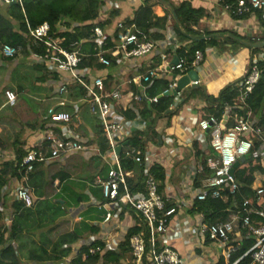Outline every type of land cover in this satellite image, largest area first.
Wrapping results in <instances>:
<instances>
[{
    "label": "crops",
    "instance_id": "0c3cea01",
    "mask_svg": "<svg viewBox=\"0 0 264 264\" xmlns=\"http://www.w3.org/2000/svg\"><path fill=\"white\" fill-rule=\"evenodd\" d=\"M123 1L120 4V15L113 22L128 17L132 18L135 10L144 0ZM192 4L196 8L203 7L209 12V16L202 21V25L209 30L233 31L248 38L260 37L264 34V26L257 13L260 11L235 17L225 11L220 0H192ZM0 10L3 15H6V5L1 0ZM154 11L157 16H164L167 6L157 4ZM262 12L263 19L264 10ZM108 14L107 9L102 10L100 20L107 19ZM11 20L16 23L12 18ZM114 25L107 26L104 29L106 35H113ZM172 25V23H169L168 29L165 30L166 38L157 40L158 45L155 51L145 57L121 65L114 72V79L117 78L124 83H128L132 78H137L135 83L142 91L143 82L141 83L140 77L145 75L148 69L161 65V54H166L169 58L175 56L170 37L175 38L178 42L179 40L174 34ZM203 29L205 28L201 30ZM224 37L219 40L218 45H225L226 48L222 49L220 46L207 48L204 52V61L199 69L200 85L198 87L205 88L208 93L214 96H218L225 86H236L248 71L251 57H259L260 60H264V51L252 54L250 50V58L247 60L245 48L242 46L244 44L241 42L239 44L224 43ZM21 47L22 50L16 57L3 54L2 49L0 51V68L4 67V70L0 69V149L5 154H14L17 157L22 151L28 152L31 149L40 147L44 143L49 128L64 136H70L73 139L78 138L83 143L87 144L88 142L90 147H99L97 125H101V123L94 118L95 116L90 113L88 107L79 101L83 96L76 98L71 96L69 92L66 95L67 106H59L60 98L57 94V88L63 80L70 79L69 74L66 73L61 76L56 71V63L53 60H46L44 56L39 57L37 52L32 49L31 44L27 46L29 51L25 50L24 46ZM39 64L45 65V67L42 68ZM101 74L106 75L105 73ZM162 77L168 78L169 74L163 70L158 78ZM29 81H32V85L29 84ZM7 89L16 91L18 95L16 106L7 104L5 94ZM27 96L31 99H38L42 103L39 109L35 110L30 102H27ZM122 105L124 107L133 106L134 102L130 103L124 100ZM207 105L208 102L202 97L193 98L182 103L178 109L172 110L176 113L171 118L165 115L156 123V130L160 135L159 141H149L147 144V148L153 150V165L158 166L160 171L164 172V179L160 178L156 172H154V175L159 182L161 194L167 200L166 209L173 210L170 216L169 228L166 233L160 236L159 244L177 250L184 257V264H229L231 256L234 254H231L230 257L226 256L224 248L220 246L218 241L210 236L204 238L198 233L199 226L205 219L204 213L196 209L197 202H200L196 198V188L200 184L198 180L196 183L191 184L188 178L192 163L194 160H198L194 143L200 140L203 149H206V139L209 134L202 132L198 128L197 122L198 109L207 107ZM236 105L237 103L234 104V112L229 117L232 125ZM212 106L216 108L215 104H212ZM50 108H58V111H78L82 121L81 123L66 124L55 121L53 118L50 120L48 115ZM249 112L253 120L262 123L264 108L259 113H255L251 109L247 111V113ZM120 114L121 111L119 115L117 114L118 117H123ZM77 156L82 158L81 163L83 165L79 166L80 170L76 169L79 168L76 164H73ZM111 161L110 157H102L93 150H86L75 151L60 158L39 163L40 166L36 170L33 182L39 183V186L42 185L44 193H48V177H56L55 180L58 181L51 184V188H56V190L49 191L52 194L51 201L57 196H62L70 204L66 215L62 217L65 219L61 222L59 221L62 218L57 221L58 224L54 232L55 237L58 238L60 235L72 231L81 222H86L98 228L96 233L86 232L83 238L72 245V251L65 258V264H72V260L78 256L80 250L83 247L89 248L91 245H100L103 248V254L108 250L120 251V245L130 229L139 224L142 225L133 210L126 208L121 210L112 209L110 202L105 199L104 195L102 197L101 188L95 185L98 177H107ZM54 163H62L66 167L68 165L70 171L60 170L50 174L49 167ZM255 175L256 186L264 183V174L256 172ZM132 178H137V172L134 170ZM30 181L31 179L29 180V186ZM30 188L35 198H38L39 201L43 200V198L37 196L39 187L30 186ZM77 198H82L79 204ZM109 210L112 211L113 216L106 221L105 215ZM7 213L10 215V209L7 210ZM64 224L67 227L63 229ZM58 226L60 231H58ZM238 239L240 240V238L234 239V242ZM125 256L122 263L134 264L132 251ZM85 258L86 256L83 254L82 260H85ZM99 264H102V261Z\"/></svg>",
    "mask_w": 264,
    "mask_h": 264
},
{
    "label": "built area",
    "instance_id": "2783aa9c",
    "mask_svg": "<svg viewBox=\"0 0 264 264\" xmlns=\"http://www.w3.org/2000/svg\"><path fill=\"white\" fill-rule=\"evenodd\" d=\"M1 1L7 5L14 0ZM17 2L23 4L22 0H17ZM224 9L232 16L250 15L255 13L256 10H264V0H239L235 4H226ZM170 23H172V20ZM57 26L61 32L72 29L68 28L63 22H60ZM27 28L34 43L43 44L46 47L44 58L53 60L56 63V71L61 76L66 73L69 74L70 79L63 80L57 88V94L60 98L59 106L63 107L68 104L66 95L70 92L69 85L74 84L83 87L85 95L79 101L86 105L90 113L99 119L109 147L105 153H102L98 146L90 147L88 142L87 144L83 143L78 138L73 139L70 136H64L49 128L44 143L38 148L29 150L19 162V172L22 176L11 189L12 197L22 202L26 208L33 207V193L29 186V180L36 163L57 159L75 151L93 150L99 156H107L112 159L107 177H98L95 185L102 189V193L112 205V209L121 210L126 208L133 210L139 217L143 227H145V230L142 229L130 238L134 264H184L185 259L177 250L168 246H161L158 241V237L166 233L169 228L170 216L173 210L166 209L167 200L161 194L159 182L152 172L154 166L153 150L147 148L144 154H140L137 149L129 148L125 152L127 158L133 159L143 169L144 187L143 190L136 192L132 190L129 183L133 170L124 168L120 154L116 151V148L127 141L135 131L147 130V124L142 117H136L133 120L118 117L124 107L122 102L124 100L130 103L133 100L140 102L142 97L146 95V86L143 85L142 94L135 97L128 94L124 95L121 87H126V84H136L137 78H132L128 83H124L117 78L115 80L114 77L112 81H107V75L93 73L92 71H86L83 74L79 71V65L84 57V53L80 49L82 41L74 42L70 45V49L63 45L65 42L64 37H54L51 34V26L47 22L33 27L27 21ZM133 28L124 20L116 21L113 35H111L112 42L115 44L112 48L107 45L105 40L108 36L105 30L101 27H95L92 37L96 38V57L100 64L110 66L111 59L109 55L116 56L120 65H123L134 59L145 57L156 50L158 45L156 40L142 39ZM170 42L174 50L179 46V42L173 37H170ZM21 48V46L5 44L2 53L10 57H16L21 52ZM174 57L169 58L166 54H161V65L148 69L145 75L140 77L142 83L143 80L147 81L150 78L160 77L163 70L169 76H172L168 88L161 93V95L174 96L170 106L171 110L178 109L184 102L183 91L185 89L200 85L199 78L191 80L185 89L179 90L178 79L189 74L191 70H196L199 73L205 58L204 52L201 50L195 52L192 62H188L184 57L177 56L179 61L174 64L172 62ZM259 61V57L253 58L250 71H247L235 86L240 94V100L237 102L236 111L233 115L234 123L228 131H223L222 120L214 114L201 118L197 122L198 128L202 132L209 133V147L215 153V156L208 160L210 173L204 175L200 180L199 176L203 173L200 161L194 160L189 169L188 178L190 183L194 184L197 180L200 181V186L196 188V198L199 201H205L209 197L226 200L228 195H234L239 189V183L235 174L231 173L232 167L241 156H246L253 147V140L247 138V135L255 134L264 144V124L253 120L250 112L246 115L242 113L247 100L264 74L259 66ZM174 75L176 78H174ZM173 89L176 90V95L172 94ZM5 94L7 104L16 106L18 101L16 91L7 89ZM161 95L148 98L149 102L157 103ZM129 107L131 106H125L123 110ZM49 113L55 121L60 123H81L82 121L78 111H57L56 108H50ZM45 143L48 144L46 147H44ZM124 148L125 146L122 152ZM16 158V155L5 154L0 149V159L15 160ZM106 160L108 161L107 158ZM252 189L255 192L254 197L245 198L241 205L237 206V210L233 211L230 220L212 224L203 221L198 229V233L202 237L210 236L218 241L220 246L224 248V254L229 257L239 249L238 246L231 245L234 239L240 238L238 240L242 242L248 239L254 240L245 253L235 261L229 262V264H239L245 257L252 259L250 264H264V183L256 186L254 182ZM112 216V211L109 210L105 215V220H110ZM238 220L240 229L236 230L234 222ZM10 222L11 219L7 217L6 223L9 224ZM102 252L103 248L100 245H91L85 256L88 254L97 255ZM145 261L147 262L145 263Z\"/></svg>",
    "mask_w": 264,
    "mask_h": 264
},
{
    "label": "trees",
    "instance_id": "16d2710c",
    "mask_svg": "<svg viewBox=\"0 0 264 264\" xmlns=\"http://www.w3.org/2000/svg\"><path fill=\"white\" fill-rule=\"evenodd\" d=\"M23 4H5L6 15L0 10V51L5 44L12 46H24L27 49L28 44L37 52L39 57H43L46 52V47L43 44H35L33 39L29 36L27 28V21L33 27H36L45 22L51 26V34L56 37H64V46L70 48L74 42L84 41L81 46L82 53H84L83 61L79 65V71L84 74L86 71L93 73H105L107 81L113 80L114 72L120 68L119 60L116 56L109 55L111 59L110 66H104L98 62L96 57L97 42L96 38L92 37L94 29L100 26L106 29L107 26L115 24V18L120 15V4L124 1L119 0H22ZM239 0H220L224 7L226 4H235ZM157 4L167 6V11L164 16H157L154 7ZM107 9L109 14L105 20H100V13ZM174 12L176 18L174 17ZM260 20L264 26V18L262 19L263 10H256ZM255 11V12H256ZM248 15V14H245ZM209 16V12L203 8H196L192 4V0H183L175 2L173 0H144L143 3L135 10L132 18L128 17L124 21L134 27L138 35L144 40H163L166 38L165 30L168 29V24L172 20L174 34L179 40V46L173 51L175 56L184 57L188 62H192L195 57V52L201 50L206 52L207 48L213 46H220L226 48L225 45H218L219 40L224 37V43H238L240 41L228 36L232 33L240 39L248 41L264 40V34L260 37L248 38L234 33L233 31L209 30L207 28L201 30L202 21ZM243 16V15H242ZM238 17V16H235ZM11 18L16 21L14 23ZM63 22L66 26L72 28L61 32L57 26ZM197 37H204L200 40H194L189 35ZM220 35V36H218ZM109 47H114L111 36L105 39ZM187 42V43H186ZM191 43V44H188ZM192 45V46H187ZM247 47L252 54H258L263 49H253ZM71 49V48H70ZM1 57V54H0ZM253 57L250 58L249 68L252 67ZM42 68L45 65H40ZM259 66L264 72V60L259 61ZM156 67V66H155ZM141 72V71H140ZM132 77H134L132 75ZM172 81V76L168 78H153L147 81L143 80V85L146 86V95L142 97L140 102L133 100L134 105L121 110V114L127 120H133L136 117H142L147 124V130L135 131L133 135L127 140L128 145L125 147L135 148L140 154H144L147 149L149 141L158 142L160 135L156 130V123L158 118L165 115L172 116L176 111H172L170 106L174 100V96L165 94L161 95ZM70 95L76 98L85 95V90L79 85H69ZM124 95L128 94L131 97L142 94L141 89L136 84L132 83L129 87H121ZM184 102L193 98L202 97L208 102L207 107L198 109V120L205 118L210 114H214L223 122V131L226 132L232 126L230 115L234 112L233 106L240 100V94L237 87L233 85L225 86L218 96H214L207 92L203 87L195 89H185ZM161 95L157 103H150L148 98ZM183 102V103H184ZM216 105V108L212 106ZM264 108V74L256 85L253 93L246 102V106L242 111L247 114L249 109L255 113H259ZM58 108H56L57 110ZM171 110V111H170ZM58 111V110H57ZM50 120L52 116L48 112ZM94 116V115H93ZM99 120L96 116L94 117ZM264 124V117L262 118ZM98 144L102 153L108 149L107 139L104 135L102 125H97ZM209 134V133H208ZM247 138L253 140V147L251 151L245 156L246 159L239 165L235 171V177L239 183V189L234 195H228L227 199L209 197L205 201L197 202L196 209L202 211L205 215L204 222L207 224L223 222L230 220L233 211L237 210V206L241 205L245 198H253L255 195L252 185L256 179V172L264 174V144L255 135L249 134ZM96 140V139H95ZM206 149H203L202 141L198 140L194 143L195 154L202 164L203 173L199 176V180L210 173L208 168V160L215 156L214 151L209 147L210 135H207ZM89 144V143H88ZM48 144L45 143L44 147ZM124 151L120 154L122 165L127 170H134L137 172V178H129V183L133 191H141L144 187L143 169L133 160L127 158ZM26 151L18 154L15 160L0 159V264H65V258L68 257L72 251V245L84 237L86 232L96 233L98 228L94 225H89L86 222H81L72 231L66 232L55 237L57 221L64 217L70 207L68 201L63 203L57 200H45L46 193L42 189V185L34 183L33 178L36 170L40 166L36 163L34 171L30 174V186L39 187L37 196L43 198L39 201L33 195L34 206L26 208L20 201L15 200L11 195V189L16 185L17 181L21 179L22 174L19 172V162L26 154ZM152 172L164 179V172L160 171L158 166L152 167ZM155 174V173H154ZM56 177L53 178L55 180ZM200 184V181L198 182ZM227 194V193H226ZM101 195L103 197L102 189ZM82 198H77L78 204ZM56 202L61 203V205ZM170 207V206H168ZM10 209V215L7 210ZM10 217H9V216ZM9 217L11 222L6 223V218ZM236 230L240 229L239 220L234 222ZM143 229L141 224L130 229L126 235L125 240L120 245V251L108 250L104 254L87 255L85 260H82L83 254L88 253V248L83 247L78 256L72 260V264H124L126 254L130 251V238L139 233ZM32 238L33 245L28 252L27 257L23 258L20 251V246L25 245L21 240L23 236ZM98 242V241H96ZM95 242V243H96ZM253 239L245 241H235L231 245L238 246L239 249L231 256V262L238 259L245 253L253 244ZM98 244V243H97ZM147 261H145L146 263ZM252 259L245 257L239 264H250Z\"/></svg>",
    "mask_w": 264,
    "mask_h": 264
},
{
    "label": "rangeland",
    "instance_id": "374dc122",
    "mask_svg": "<svg viewBox=\"0 0 264 264\" xmlns=\"http://www.w3.org/2000/svg\"><path fill=\"white\" fill-rule=\"evenodd\" d=\"M201 24H203V23H201ZM200 28L202 29V28H206L204 25H201L200 26ZM259 41V40H258ZM245 48V54H246V59L247 60H249V58H250V56H249V49L247 48V47H244ZM262 50V49H261ZM263 51H264V49H263ZM0 69H2V70H4V67L3 68H0ZM28 75H30V74H28ZM31 82L32 81H29V84L30 85H32L31 84ZM26 100H27V102H30V105L35 109V110H37V109H39V107L41 106V102L38 100V99H31L29 96H27L26 97ZM88 113V112H87ZM172 116H169V118H171ZM87 118H89V117H87ZM162 118V117H161ZM161 118H158V120H157V122L161 119ZM97 121V120H96ZM126 149L128 148V147H125ZM79 155H80V152L78 153ZM82 162V158H79L78 156L76 157V161L73 163V164H76L78 167L79 166H81V165H83V163H81ZM72 168V167H71ZM68 169H70L69 167H68V165H67V167L65 166V165H63L62 163H54V164H51L50 165V167H49V171H50V174H54V173H56V172H58V171H60V170H66V171H70V170H68ZM76 169H79L80 170V167L79 168H76ZM75 169V170H76ZM76 172V171H75ZM48 180H49V185H48V193H46V198H45V200L47 201V200H50L51 201V193L50 192H52L53 191V189L54 190H56V188H51L52 186H51V184H54V181H58V180H53V178H51V176H49L48 177ZM43 189V188H42ZM45 189V188H44ZM50 191V192H49ZM55 200H57V201H59V202H61V203H63L66 199H64V197H62V196H57L55 199H54V201ZM53 201V202H54ZM61 203H58V202H56V205L57 204H59V205H61ZM65 218H62L59 222H61V221H63ZM67 227V225H65L64 224V226H63V229L64 228H66ZM58 229H59V226L57 227ZM143 230H145V227H143ZM58 231H60V229L58 230ZM21 240H23L24 242H25V245H23L22 247L20 246V251H21V255L23 256V258H25V257H27V255H28V252H29V250L31 249V247H32V245H33V241H32V238L31 237H29V236H23V238L21 239ZM160 240V236L158 237V241Z\"/></svg>",
    "mask_w": 264,
    "mask_h": 264
},
{
    "label": "water",
    "instance_id": "95a60500",
    "mask_svg": "<svg viewBox=\"0 0 264 264\" xmlns=\"http://www.w3.org/2000/svg\"><path fill=\"white\" fill-rule=\"evenodd\" d=\"M17 3V0H14L11 2V4H15ZM174 17L176 18L174 12L172 11ZM177 19V18H176ZM192 39L194 40H200V39H203L204 37H197V36H194V35H189ZM228 36H230L231 38H234L238 41H240L242 44L246 45V46H249L253 49H264V40H259V41H248V40H244V39H240L239 37H236L235 35L229 33ZM179 61L178 57L175 56L174 59H173V63L174 64H177ZM174 78H176V76L174 75ZM199 79V73L198 71L196 70H191L189 72V74H186V75H183L182 77H180L178 79V89L179 90H183L185 89L189 84H190V81L191 80H197ZM198 86L197 85H194V86H191L190 89H195L197 88ZM173 95H176V90L173 89V92H172ZM171 111V110H170ZM128 145V141H125L122 145H119L117 148H116V151L118 154H121L122 150H123V147L124 146H127ZM246 159L245 156H241L233 165L232 167V170H231V173L232 174H235V171L236 169L239 167V165Z\"/></svg>",
    "mask_w": 264,
    "mask_h": 264
}]
</instances>
